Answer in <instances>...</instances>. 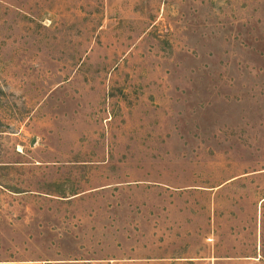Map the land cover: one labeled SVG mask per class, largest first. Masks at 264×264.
Segmentation results:
<instances>
[{
	"label": "rangeland",
	"instance_id": "374dc122",
	"mask_svg": "<svg viewBox=\"0 0 264 264\" xmlns=\"http://www.w3.org/2000/svg\"><path fill=\"white\" fill-rule=\"evenodd\" d=\"M6 261L264 264V0H0Z\"/></svg>",
	"mask_w": 264,
	"mask_h": 264
},
{
	"label": "crops",
	"instance_id": "0c3cea01",
	"mask_svg": "<svg viewBox=\"0 0 264 264\" xmlns=\"http://www.w3.org/2000/svg\"><path fill=\"white\" fill-rule=\"evenodd\" d=\"M1 263H4V264H7V263H21V264H30L32 262H29V261H15V262H9V261H6V262H0Z\"/></svg>",
	"mask_w": 264,
	"mask_h": 264
}]
</instances>
